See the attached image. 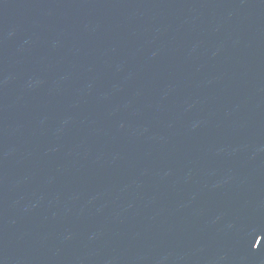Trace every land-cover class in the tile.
<instances>
[{"label": "water", "instance_id": "obj_1", "mask_svg": "<svg viewBox=\"0 0 264 264\" xmlns=\"http://www.w3.org/2000/svg\"><path fill=\"white\" fill-rule=\"evenodd\" d=\"M0 264H264V0H0Z\"/></svg>", "mask_w": 264, "mask_h": 264}]
</instances>
